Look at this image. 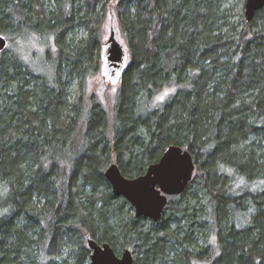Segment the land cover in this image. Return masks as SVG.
<instances>
[{
    "label": "trees",
    "instance_id": "1",
    "mask_svg": "<svg viewBox=\"0 0 264 264\" xmlns=\"http://www.w3.org/2000/svg\"><path fill=\"white\" fill-rule=\"evenodd\" d=\"M107 1L0 0V264H92L90 237L133 264H264V8L117 0L130 58L110 114L85 94ZM48 37L44 73L9 46ZM168 145L194 176L158 221L137 217L105 171L140 176Z\"/></svg>",
    "mask_w": 264,
    "mask_h": 264
},
{
    "label": "water",
    "instance_id": "2",
    "mask_svg": "<svg viewBox=\"0 0 264 264\" xmlns=\"http://www.w3.org/2000/svg\"><path fill=\"white\" fill-rule=\"evenodd\" d=\"M264 8V0H246V20L250 21L256 12ZM8 45L5 35L0 33V51ZM129 50L123 43L115 22L111 24L110 35L101 45V75L112 86L120 83L129 64ZM192 153L180 145L165 147L161 158L148 166L146 172L137 177L125 176L119 165L112 162L105 176L113 193L126 198L137 217L158 221L168 205L169 196L184 192L195 172ZM92 264H133L134 253L126 248L117 254L107 242L99 243L88 238Z\"/></svg>",
    "mask_w": 264,
    "mask_h": 264
},
{
    "label": "rangeland",
    "instance_id": "3",
    "mask_svg": "<svg viewBox=\"0 0 264 264\" xmlns=\"http://www.w3.org/2000/svg\"><path fill=\"white\" fill-rule=\"evenodd\" d=\"M116 4H117V0H110L101 5V8L104 9L105 11V15L102 23L103 42L108 39L110 35L111 24L115 18H116V25L120 31V27L117 21V11L115 10ZM121 39L123 43L126 45L125 39L122 36ZM38 40L41 42L32 38L27 40L19 39L14 43L9 42V46L12 47L15 51L18 50L17 51L18 53L22 52L25 57L36 62L35 65L33 66L36 71L41 73H44L42 71H47L49 69L52 71V64L47 59L48 58L47 55L49 54L50 57L52 58L57 53L54 40L52 37L44 38L43 40L40 39ZM32 50L37 51V54L33 55V57L31 55ZM33 52L35 53V51ZM43 60L45 62V65L42 64ZM117 90H118V85L112 86L104 81L100 69L98 70V72L87 78L85 94L86 95L95 94L97 98L103 103V105L106 107V109L110 114L113 112V105L117 95ZM77 92H78V87L76 88V93Z\"/></svg>",
    "mask_w": 264,
    "mask_h": 264
}]
</instances>
